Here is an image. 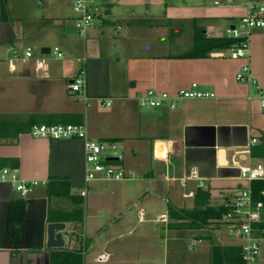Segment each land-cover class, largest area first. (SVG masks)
I'll return each mask as SVG.
<instances>
[{
	"label": "crops",
	"instance_id": "obj_1",
	"mask_svg": "<svg viewBox=\"0 0 264 264\" xmlns=\"http://www.w3.org/2000/svg\"><path fill=\"white\" fill-rule=\"evenodd\" d=\"M4 1L8 19H1L0 0V24L9 26H0V169L16 168L37 183L22 195L0 182V264H59L82 243V264H169L170 243L182 250L184 238L211 264L212 245H241L240 237L214 242L224 223L172 227L170 209H192L202 191L210 192V205H228L248 184L241 167L260 159L250 155V144L264 135V106L256 85L236 78L246 60L233 59L228 49L191 55L204 48L195 45L199 35H227L245 6L103 0V15L80 31L74 0ZM248 42L251 74L264 88V31H252ZM56 46L62 57L51 50ZM29 47L33 56L11 69L9 58ZM81 68L87 97L67 88ZM193 83L214 96L178 97L173 108V98L162 107L140 104L150 89L173 96ZM61 113L62 123L85 124L88 138L122 145L112 161L126 177L87 181L85 138L31 135L32 121L54 124ZM56 221L66 224V240L49 248L46 227Z\"/></svg>",
	"mask_w": 264,
	"mask_h": 264
},
{
	"label": "built area",
	"instance_id": "obj_2",
	"mask_svg": "<svg viewBox=\"0 0 264 264\" xmlns=\"http://www.w3.org/2000/svg\"><path fill=\"white\" fill-rule=\"evenodd\" d=\"M103 0H74L73 9L76 17V27L80 31H85L93 25L95 21L103 15ZM218 5L242 4L246 12L241 16L238 23L228 27L227 35L240 37L243 34L246 38L243 42L233 43L230 48V56L233 59H245L246 62L240 67L236 74L237 80L241 82L253 83L257 87L262 105L264 106V88L258 84L257 79L251 74L249 64L250 47L248 37L255 28L264 29V4L255 0H216ZM57 57H62L63 52L59 47L51 48ZM33 56L32 49L29 47L24 55L14 53L9 58V67L15 69L17 63L29 59ZM37 62L44 68L45 60L37 59ZM47 67V66H45ZM67 88L70 92L84 97L86 96V70L81 68L77 75L67 82ZM214 96V93L198 88L197 83H193L190 88L181 89L176 95H170L167 92H156L153 89L148 90L140 97V104L152 107H162L166 105V100L173 98L170 107L176 105V98H207ZM34 137L45 138H85V159L86 180L93 179H115L120 180L126 177L122 168L113 164L108 157L120 155L122 145L115 141H97L88 138V132L85 124L78 123H54V124H34L30 130ZM257 142L253 138L250 146ZM241 178L247 181V186L237 194L233 202L230 203V209L225 214L226 225L231 232H234L242 239V255L245 264H261L260 262V242L263 239L256 232L255 224L263 219V202H255L252 196L250 183L254 179H264V164L257 162L254 165L242 166L240 169ZM0 182L11 183L22 195L28 194L37 181L23 179L16 168L4 167L0 169ZM86 194V191H83ZM193 195L192 192L186 193ZM165 215L160 220H165Z\"/></svg>",
	"mask_w": 264,
	"mask_h": 264
},
{
	"label": "trees",
	"instance_id": "obj_3",
	"mask_svg": "<svg viewBox=\"0 0 264 264\" xmlns=\"http://www.w3.org/2000/svg\"><path fill=\"white\" fill-rule=\"evenodd\" d=\"M1 19H8V10L4 0H1ZM246 38L243 36L233 37L228 35L205 37L199 35L196 38L195 45L204 46L202 50L196 49L192 56H206L210 50L228 49L230 50L233 43L243 42ZM57 119L52 120L53 123H62L66 114H56ZM32 121V126L35 124ZM250 155L254 158H264V135L258 143L253 145ZM252 196L255 202H263V219L255 224L256 232L264 238V179H254L250 183ZM201 192V191H200ZM202 199H200L192 209L174 208L170 209V216L173 219L172 227L178 228H205L210 225L225 224V214L230 209L228 205H210L209 191H202ZM82 221V219H80ZM79 222V221H77ZM76 222V223H77ZM85 246V243H84ZM83 243L78 252L69 251L65 253V257L60 259L59 264H82L83 263ZM64 255V251L62 252ZM67 261L68 263H65ZM211 264H245L242 255L241 245H219L214 244L211 247Z\"/></svg>",
	"mask_w": 264,
	"mask_h": 264
},
{
	"label": "rangeland",
	"instance_id": "obj_4",
	"mask_svg": "<svg viewBox=\"0 0 264 264\" xmlns=\"http://www.w3.org/2000/svg\"><path fill=\"white\" fill-rule=\"evenodd\" d=\"M207 1L212 5L214 4V0H207ZM52 49H54V47H52ZM34 51L38 54L41 53L40 49L38 50V48L36 47H34ZM256 162H261L264 164V158H260ZM186 202L189 201L186 200ZM221 229L222 231L220 233V236H215L214 242H218V240H223V241L238 240L239 236L236 235L234 232H231V230L226 224H224L221 227ZM161 230H163V228H161ZM165 234L167 239L171 238L172 236V232L168 230H165ZM219 237L220 239H218ZM168 253L170 256L169 264H206V261L208 260L207 254L204 251L198 252L197 245L194 246L191 243V240L187 238L183 239L182 250H180L177 246L175 247L171 242ZM160 259H162V257ZM260 262L261 264H264V239L261 240L260 242ZM158 264H160V262Z\"/></svg>",
	"mask_w": 264,
	"mask_h": 264
},
{
	"label": "water",
	"instance_id": "obj_5",
	"mask_svg": "<svg viewBox=\"0 0 264 264\" xmlns=\"http://www.w3.org/2000/svg\"><path fill=\"white\" fill-rule=\"evenodd\" d=\"M6 24L8 25V23H1L0 26ZM9 26V25H8ZM253 31H264V29L262 28H255ZM243 37L245 36L244 34L242 35ZM48 52L50 51V49L47 48H43L42 52ZM119 157H108L109 160H116ZM66 224L64 222H51L47 225L46 227V246L49 248L52 247H62L64 246L65 240H66V236L63 235V231L65 230ZM43 240H45V238L43 237Z\"/></svg>",
	"mask_w": 264,
	"mask_h": 264
}]
</instances>
